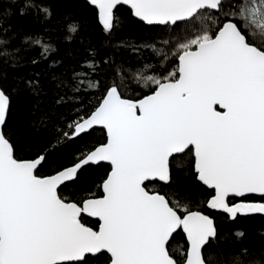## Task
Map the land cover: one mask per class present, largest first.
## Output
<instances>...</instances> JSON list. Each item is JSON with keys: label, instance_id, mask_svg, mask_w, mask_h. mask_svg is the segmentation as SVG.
<instances>
[{"label": "snow or ice", "instance_id": "obj_1", "mask_svg": "<svg viewBox=\"0 0 264 264\" xmlns=\"http://www.w3.org/2000/svg\"><path fill=\"white\" fill-rule=\"evenodd\" d=\"M86 2L96 9L105 35L114 33L116 14L127 6L146 25L169 29L168 39L160 47L132 46L139 54L151 49L158 65L135 68L136 82L146 89L139 97L125 95L128 69L122 64L114 67L118 79L106 85L91 77L99 71L91 55L78 64L72 77L76 83L61 81L56 87L74 94L102 91L90 107L77 104L73 118L57 129V142L34 159L17 156L9 121L16 96L26 91L39 98L42 83L33 74L9 88L0 71V264H209L207 252L218 240L215 221L192 210L186 197L172 189V171L189 151L195 179L210 190L209 209L233 221L264 214V0ZM42 3L29 0L19 13L31 9L50 17ZM68 31L75 33L77 25L69 24ZM7 43L0 38V45ZM26 43L40 49L32 65L53 50L40 35L27 37ZM74 99L58 94L54 103ZM31 115L34 129L48 126V113ZM97 128L106 142L82 151L53 174L38 175L49 151ZM102 163L111 171L97 191L61 194L87 166ZM154 181L162 187L149 190L147 183ZM253 195L260 202L247 200ZM179 234L185 246L176 255L171 244Z\"/></svg>", "mask_w": 264, "mask_h": 264}, {"label": "trees", "instance_id": "obj_2", "mask_svg": "<svg viewBox=\"0 0 264 264\" xmlns=\"http://www.w3.org/2000/svg\"><path fill=\"white\" fill-rule=\"evenodd\" d=\"M26 2L29 0H0V38L8 41L7 44L0 45V71L5 78V85L9 88H14L21 78L33 74H37L42 83L44 92L39 98L29 95L26 91L16 96L13 115L9 121L15 132L13 142L17 156L21 159H34L57 142V129L63 126L65 118H73L74 107L77 104L90 107L102 91L101 88L95 92L74 94L68 88L56 87L61 81L69 85L76 83L72 77L74 70H80L77 68L78 64H84L86 58L91 55L99 65V71L92 73L91 77L98 78L102 85L112 79H118L114 67L122 64L128 69L125 73V95L142 96L146 94V89L136 82L134 70L144 64L157 65V60L151 58V49L139 54L133 51L132 46L148 43L160 47V41L168 39L170 30L161 26L145 25L136 20L128 8L122 6L116 14L117 29L108 36L103 33L97 22L96 10L85 0H43L42 6L48 7L50 17L37 15L31 9L21 16L19 9ZM73 23L77 25V31L70 33L68 25ZM36 35L45 38L53 50L48 53L46 60L32 65L29 61L38 56L40 49L29 47L26 38ZM17 48L21 51L15 52ZM4 52L8 55H3ZM104 60L115 61V65L106 66L102 63ZM64 93L74 96L75 99L65 105H55L57 95ZM42 112L48 113L50 122L46 128L34 129L30 126V121L34 118L31 114L34 113L38 117ZM105 140L104 131L95 129L76 140L64 141L54 151H49L47 163L39 169L38 175L53 174L56 170L69 166L79 153L90 150ZM193 166V154L186 151L173 167L171 187L186 197L185 202L190 204L192 210L202 211L215 221L218 240L217 246L207 252L209 264H236L237 259L242 264H264V217L241 215L233 221L223 212L209 209L206 203L210 190L195 179ZM109 169L105 164L87 166L74 184L62 187L60 192L70 197L72 192L82 195L89 190L97 191L96 186L106 178ZM161 187V183L157 181L147 183L149 190ZM167 190L165 188V191ZM247 200L260 202V197L249 196ZM88 224L96 226L95 220L92 219L88 220ZM237 232L244 235L237 237ZM184 246L183 235L179 234L172 241L171 249L174 254L179 255ZM245 249L247 255L242 256L241 252Z\"/></svg>", "mask_w": 264, "mask_h": 264}, {"label": "water", "instance_id": "obj_3", "mask_svg": "<svg viewBox=\"0 0 264 264\" xmlns=\"http://www.w3.org/2000/svg\"><path fill=\"white\" fill-rule=\"evenodd\" d=\"M86 1V0H85ZM89 4V3H88ZM90 5V4H89ZM91 6V5H90ZM91 7H93V6H91ZM124 7H126V8H128L127 6H124ZM94 8V7H93ZM95 9V8H94ZM129 9V8H128ZM96 10V9H95ZM130 10V9H129ZM133 16V15H132ZM134 17V16H133ZM136 20H138V21H140L138 18H136V17H134ZM140 22H142V21H140ZM143 23V22H142ZM145 24V23H144ZM146 25V24H145ZM149 26V25H148ZM97 129H99V128H97ZM105 142H106V140H105ZM193 158H194V156H193ZM102 164H105V165H108L109 167H110V165L109 164H107V163H102ZM194 167V166H193ZM111 171V167H110V169H109V172ZM108 172V173H109ZM194 172H195V170H194ZM158 182V181H157ZM203 185V184H202ZM204 186V185H203ZM204 187H206V186H204ZM207 188V187H206ZM253 196H257V197H259L258 195H253ZM206 206H207V203H206ZM208 207V206H207ZM212 210V209H211ZM214 211H217V210H214ZM225 214V213H224ZM227 215V214H226ZM253 215H259V216H263L264 217V214H253ZM228 216V215H227ZM243 216V215H242ZM248 216H252V215H248ZM92 220H94V219H92Z\"/></svg>", "mask_w": 264, "mask_h": 264}, {"label": "flooded vegetation", "instance_id": "obj_4", "mask_svg": "<svg viewBox=\"0 0 264 264\" xmlns=\"http://www.w3.org/2000/svg\"><path fill=\"white\" fill-rule=\"evenodd\" d=\"M233 202H239V200H235V201H233Z\"/></svg>", "mask_w": 264, "mask_h": 264}]
</instances>
